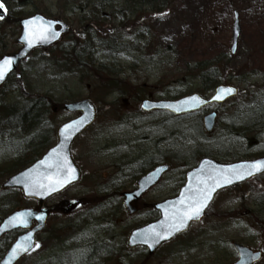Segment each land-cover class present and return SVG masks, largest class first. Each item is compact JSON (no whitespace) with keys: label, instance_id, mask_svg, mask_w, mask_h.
<instances>
[{"label":"rangeland","instance_id":"1","mask_svg":"<svg viewBox=\"0 0 264 264\" xmlns=\"http://www.w3.org/2000/svg\"><path fill=\"white\" fill-rule=\"evenodd\" d=\"M71 1L0 0L6 8L1 11L3 16L10 13L13 18L24 19L39 13L46 18L63 20L71 28L57 46L33 52L0 88V108L18 106L27 97L46 96L55 101L53 109L83 99L98 109L95 125L70 149L72 159L83 172L82 180L45 202L43 209L48 219L45 231L37 237L39 247L18 264H76L80 260L78 255L85 253L84 262L89 259L86 242L90 240L102 242L111 250L109 255L99 256V264H232L236 258L232 249L235 242L262 251L263 259L258 264H264V176L239 189L218 194L202 222L192 225L187 234L166 244L151 259H144L141 250L129 251L125 245L129 232L155 219L154 203L178 193L184 173L191 168L186 164L192 161L187 159L188 155L194 158L198 150V160L205 155L222 154L209 146L220 140L226 142L229 123L252 104L264 100V0H247L239 6L243 0L233 1L232 10L239 13L242 33L233 56L229 53L232 13L209 17L206 28L212 35L211 45L201 43L199 47L190 42L194 51L181 47L182 42L191 41V27L199 20L207 0H161L155 10L138 3L133 15L116 13L122 8L123 0L70 4ZM92 16L98 22L110 24L101 29L116 30L118 39L129 46L117 58L116 69L122 73L119 81L125 89L137 88L141 97L137 101L125 90L124 93L102 90L94 78L90 79L87 69L74 68L75 55L80 52L72 49L78 38L80 44L91 47L83 54L88 66L107 61L105 50L96 47L98 41L88 28ZM84 25L87 27L80 28ZM2 33V55H11L19 49L16 43L19 26L4 23ZM195 51L199 55H194ZM196 56L201 57V63ZM202 66L221 67V74L225 73L220 77L224 79L223 84L235 86L239 91L234 99L217 107L218 122L212 135L206 138L200 130L202 112L179 119L166 113L142 112L140 101L143 99H175L199 93L201 82L196 69ZM191 69L194 70L191 72ZM51 115L57 128L78 114L57 109ZM4 119L0 111V122ZM1 125L0 219L18 209L39 210L36 201L26 200L18 190L2 189L1 184L12 169L10 164L16 161L10 146L20 144L24 137L18 130ZM121 129L126 130L127 136L123 143ZM249 138L252 149L248 159L264 155V131L249 134ZM55 143L56 139L52 147ZM151 155H163L171 171L140 202L132 203L136 213L130 215L122 207L121 194L131 191L140 161ZM15 236L7 235L0 240V257Z\"/></svg>","mask_w":264,"mask_h":264},{"label":"water","instance_id":"2","mask_svg":"<svg viewBox=\"0 0 264 264\" xmlns=\"http://www.w3.org/2000/svg\"><path fill=\"white\" fill-rule=\"evenodd\" d=\"M0 15H3L0 11ZM29 20H36L38 23L43 24L45 27L48 25H51V31L56 33V37L54 39H50L48 42L45 43H38L33 42V45L31 47L28 46L27 42L25 41V22ZM20 37L17 39V43L20 44L22 47L16 52L14 55H5L0 59V61L4 59H11V70L7 72L5 78L0 81V86L4 85L8 78L10 77L12 73L17 71L18 67L20 66V63L25 61L27 57L30 55L32 51H35L37 49H48L55 44H57L60 40V38L63 35H66L69 33V27L68 25L61 21V20H53L50 18H45L44 16L40 14H36L31 17H27L23 20H20ZM232 47L230 49V54L233 55L236 53L238 48V40L241 36V27L239 22V14L237 12H234V20H233V28H232ZM222 88H229L232 89L233 92L231 94H225L222 99L216 100L213 99L218 93V91ZM214 95L211 99L207 100L205 98H201L197 94H192L191 96L183 97L176 101H159V102H153V101H145L143 102L142 109L145 112L153 111V110H164L167 112H172L176 115L186 114V113H192L195 111L201 110L204 106H207L209 104L213 103H224L226 100L230 98H234L238 90L237 88H233L230 86H219L215 88ZM192 97H197L199 99V103H196L191 100ZM64 109L70 113L73 112H80L81 115L74 119L73 121L64 124L57 132V139L58 143L52 148L49 149L46 154L42 156V158L38 161H36L31 167L21 170V172L17 173L14 176H11L4 184L3 187L5 189H19L22 191V194L28 198V199H36L39 203V205L43 206L44 202L55 196L56 194H59L60 192L64 191L67 187L70 185L76 184L81 179V171L76 167L73 160H71L70 156V146L74 142L77 136L81 135L85 130L91 126L95 120H96V109L93 105H91L90 102L87 100H83L81 102H76L69 105H64ZM216 112L207 114L203 117V129L207 133H212V131L215 128L216 125ZM74 122H80L78 127H74L73 129L69 130L65 133V135H61L62 131L65 130V126L69 124H73ZM67 137V138H66ZM56 154H59V158L61 159V162L64 161L66 158V161L68 164L71 165V168L74 169V172L68 173V175H71L73 178L70 180V182L66 183L64 186L59 187L56 191H48L46 189H33L28 186L26 183V174L28 177L31 178H37L43 175H53L56 172L55 168H47L45 167L44 163L45 161L52 162L53 159L56 157ZM264 161V157H259V159L249 160V161H238L235 163L230 164H222L218 161H214L210 158L202 159L198 162L197 166L187 172L185 174V184L179 191L178 195L175 196L173 199H167L164 200L162 203H158L155 205V209L159 211L160 218L153 223H149L147 225H144L141 228L134 229L131 234L128 237L127 244L128 248L134 250V248H145L149 255H155V252L163 245L166 244V242L174 239L177 235L187 232V229L189 226L197 221H201L204 217L205 213L208 211V207L212 204L215 196L221 192L228 190L229 188H235L238 187L240 184L246 183L247 181H250V179L254 177H259L260 175L264 174V169H261L260 171L253 170V175L251 176H245L243 179H234L232 183L224 185L222 187H217L215 191L211 193V199L207 202V207H205L200 214L199 219H194L191 221H188L187 227L183 228L180 231H173V235H171L167 239L162 240H153L151 238L148 239L147 242H145V234L148 233L149 236L151 235L150 230L155 229L156 231H165V229L161 228V224H167L166 221V214L170 215L173 211L174 206L177 205V201L184 198V196L189 195V187L195 186L197 184L198 178H200L203 175L213 174L215 171L218 170H226L231 169L235 166L240 165H251L255 164L257 162ZM169 171V167L167 165L158 166L155 169H153L151 172L143 175L140 180L137 182L136 189L134 191H131V193H124V205L127 209V211L132 214L134 213V208L130 206L132 201L138 200L142 197L143 194H145L147 191H149L153 186H155L163 177L164 174H166ZM49 181L44 180V183L47 184ZM30 183V181H29ZM183 194V195H182ZM24 214V220H26V223H23L20 220H13V217H17L20 214ZM46 211H41L39 214H37L35 211L29 210V209H23L21 211H15L10 216L6 217L2 223L0 224V238L6 234V233H12L13 231L21 230L26 231L24 234L19 235L16 238V241L10 246L6 254L4 255V258L1 260L0 264H17L25 255L30 253L34 246H35V235L40 233L45 227L46 223ZM37 221V224L32 227V222ZM30 237V240L26 241L25 238ZM28 243L31 246L29 247L28 251H22L17 250L15 253L13 252V249L16 248L17 244H24ZM151 245V246H150ZM234 249L236 250L238 254L237 262L234 264H254L260 261L261 259V252H255L252 250H249L245 246H241L239 244H234Z\"/></svg>","mask_w":264,"mask_h":264},{"label":"trees","instance_id":"3","mask_svg":"<svg viewBox=\"0 0 264 264\" xmlns=\"http://www.w3.org/2000/svg\"><path fill=\"white\" fill-rule=\"evenodd\" d=\"M91 2L92 0H72L70 4H79L80 2ZM238 2L237 0H207L206 5L202 9L199 15V20L193 24L191 27V31H193V36L191 41H184L181 43V47L183 50H192L195 49L189 46V43H195L197 46L201 47V43L204 45H211L212 44V35H209L210 32L207 31L208 27V20L209 17L212 16H220V15H231V11L233 9V3ZM250 1V0H248ZM161 0H123L122 8L118 9L116 12L118 15L122 13L131 14L135 12L136 5L139 4H146L151 9H157V4H159ZM247 3V0H243L239 2L237 5H241ZM162 4H166L162 3ZM212 15V16H211ZM90 25L88 28H91L92 34H94V39L98 41V45L96 47L105 50L107 61L103 63L93 64L92 66H88L83 60V54H86L88 49H91L90 45L79 43L78 41H74L73 51L76 54V66L74 68L77 69H84L87 71L88 76H91V80L95 79V82L99 85L102 90L106 91H115L121 90L124 93L131 94L133 96V100L137 101L140 99L139 92H137V88L135 87H126L124 83L120 82V78L122 76L121 71H118L116 68L117 65V58L120 55H124L128 51V45L126 42H122L118 39L116 30L110 32L109 30L105 31L101 29V26H111L110 24H106L105 22H98L96 16H92L90 18ZM19 18L12 17L11 14H7L4 17V20L0 22V57L2 56V39L4 34L2 33V26L7 24L8 26H13L17 24ZM261 21V20H260ZM263 23V22H261ZM82 25V23H81ZM263 26V25H262ZM87 25L81 26L80 28H86ZM264 27V26H263ZM79 28V29H80ZM209 29V28H208ZM82 30V29H81ZM210 30V29H209ZM84 31V30H82ZM94 32V33H93ZM108 32V33H106ZM85 32H83L84 35ZM104 35V37H102ZM190 43V45H191ZM2 47V48H1ZM81 47V48H79ZM194 55H199L197 51L193 53ZM199 58V56H196ZM201 57L199 58L198 62L201 63ZM132 64H136L134 60ZM131 65L130 67H134ZM216 65V64H215ZM198 67V66H197ZM194 69H191V72ZM199 72L198 79H200V88L201 94L209 93L214 90V87L217 85L223 84L224 79L220 78L221 75L225 76L223 72L221 74V67L218 68L213 66L212 68H206L202 66L201 68L196 69ZM55 104V101L46 96L40 97H27L26 100L20 105H12L8 107H1L0 111L5 118L2 122V125L6 128H10L12 131L18 130L20 136L24 139L21 140L20 144L18 145H9L12 148V155L13 159L16 160L12 164L11 172L7 174V177H10L12 174L21 171V169L31 165L33 161L37 160L39 157L42 156L44 151L52 146L53 142L55 141V124H53L52 116L53 111L55 109L61 110L60 108H54L52 105ZM52 120V121H51ZM122 121V119H119ZM198 127V126H197ZM196 127V128H197ZM195 129V128H194ZM123 132L120 133L122 136V143L126 141V130L121 129ZM229 131L228 137H226V142L224 140L216 141L215 144L210 145L211 150H219L220 155H212L213 158H220V160L227 162V161H235L238 159H244L248 157L249 149H252V146L248 143L249 141V134H255L257 131L262 132L264 131V100L254 103L248 108L246 111L239 117L236 116V119L232 121L229 126L227 127ZM173 131V130H172ZM196 131V130H195ZM199 132V130H197ZM197 133V132H196ZM199 134V133H198ZM19 136V137H20ZM114 138V137H113ZM126 138V139H125ZM115 139V138H114ZM116 140V139H115ZM117 141V140H116ZM246 145V146H245ZM143 146H139V149ZM143 149V148H142ZM238 149V150H237ZM145 150V148L143 149ZM237 150V151H234ZM198 151V150H197ZM128 156V155H127ZM162 157V158H160ZM198 157V155H197ZM164 160V156H148L144 158L141 163L138 165L137 174L135 177L140 176L141 174L145 173L148 170H151L157 162ZM189 163H186L188 167L194 163L196 158L192 159ZM116 194H118L116 192ZM57 233V231H56ZM56 241L59 237L55 238ZM54 241V240H53ZM124 251L127 252L126 248H123ZM87 252V251H86ZM111 252L110 249L106 245L98 246L97 244L91 245V252L89 250L87 261H82V256L79 257V264H89L90 262L95 261L93 264L97 262L98 258L102 254L109 255ZM115 254V252H112ZM111 254V255H112ZM150 259L147 254L144 255V259ZM77 259V260H78ZM90 261V262H89Z\"/></svg>","mask_w":264,"mask_h":264},{"label":"snow or ice","instance_id":"4","mask_svg":"<svg viewBox=\"0 0 264 264\" xmlns=\"http://www.w3.org/2000/svg\"><path fill=\"white\" fill-rule=\"evenodd\" d=\"M0 10L6 11L3 3H0ZM2 18L3 16L0 15V19ZM55 37L56 33L51 31V25L45 27L36 20H29L25 22V41L29 47L33 45L34 41L38 43H45ZM11 64V59L6 58L0 61V81H2L7 72L11 70ZM232 92V89L222 88L218 91L217 95L213 97V99L220 100L225 94H231ZM191 100L196 103L200 102L197 97H192ZM79 123L80 122H74L73 124L66 125L65 130L62 131L61 135H65V133L69 130L74 127H78ZM43 163L47 168H55L56 172L51 176L43 175L37 178L28 177L26 174V183L30 188L56 191L59 187L64 186L73 178L71 175H68V173L74 172V169H72L71 165L67 163L66 158L63 162H61L59 154H56V157L52 162L45 161ZM261 169H264V161L246 166H235L226 170H218L213 174L201 176L198 178L195 186L189 187V195L184 196L183 199L177 201V205L179 206H174L170 215L166 214L167 224H161V228L165 229V231H156L155 229L150 230V236L148 233L145 234V242H147L149 238L157 241L167 239L174 234L173 231H170L169 229L180 231L187 227L188 221L199 219L203 209L207 207V202L211 199V193L215 191L217 187L230 184L234 179H243L246 175L251 176L253 175V170L260 171ZM44 180H48L49 182L45 184ZM13 220H20L23 223L27 222L24 220L23 213L17 217H13ZM25 240H30V237H26ZM30 246L31 245L27 242L24 244H17L16 248L13 249V252L15 253L17 250L26 252ZM35 247L38 248L39 245H35Z\"/></svg>","mask_w":264,"mask_h":264},{"label":"bare ground","instance_id":"5","mask_svg":"<svg viewBox=\"0 0 264 264\" xmlns=\"http://www.w3.org/2000/svg\"><path fill=\"white\" fill-rule=\"evenodd\" d=\"M92 244H97L98 246H103V245H105L104 243H100V242H97V240H90L89 242H86V250H87V252H89V250H90V252H91V245ZM89 255V254H88ZM80 263V262H79ZM79 263H76V264H79ZM97 263V262H96ZM95 263V264H96Z\"/></svg>","mask_w":264,"mask_h":264}]
</instances>
